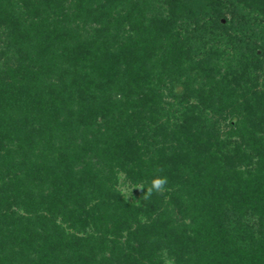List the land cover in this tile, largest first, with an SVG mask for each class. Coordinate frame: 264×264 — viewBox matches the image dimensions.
<instances>
[{
	"label": "trees",
	"instance_id": "1",
	"mask_svg": "<svg viewBox=\"0 0 264 264\" xmlns=\"http://www.w3.org/2000/svg\"><path fill=\"white\" fill-rule=\"evenodd\" d=\"M62 1L43 0L48 6ZM128 2L129 14L136 11L143 15L150 9L145 0H82L79 9L85 20L104 26L111 11ZM236 2L233 11L239 13L243 30L239 48L246 45L249 59H245L238 76H232L235 88H240L239 99L246 113L243 117L234 113L230 125L240 131L247 121L251 133L260 136L255 135L249 145L255 156L242 144L225 154V145L217 134L197 128L208 108L226 105L229 92L237 89L228 91L221 77L209 87L193 90L185 74L197 64L210 65L221 57V50L213 45L205 51L206 59L194 64L191 49L175 33L178 22L199 25L209 16L210 21L201 25L203 35L212 42L228 35L229 27L222 23L221 0H164L166 15L140 19L132 27L135 35L116 47L114 40L110 44L108 41L109 45L95 46L98 38L107 40V27L94 28L93 40L55 43L58 36L32 26L36 36L42 37L37 44L38 55H43L47 63L44 75L48 83L37 88L28 67L23 68L22 76L17 72L19 79L0 80V264H264V90L240 85L250 70L262 64L264 51L260 56L257 45L244 39L248 17L239 7L241 3L249 9L248 14L264 15V0ZM23 3L33 8L36 16L40 14L37 3ZM2 25L21 40L27 37L13 10H0ZM228 38L232 40L231 35ZM157 39L168 43L161 47L159 59L152 48ZM83 62L94 63L95 79L79 72L77 65ZM189 62L190 67L182 69ZM216 66L208 67L210 79L219 72ZM162 89L181 105L182 121L172 132L158 125L154 135L164 142L178 141L177 148L159 147L152 137L142 134L144 129L120 133L105 113L109 106H100L104 102L113 105L107 95L118 91L123 101L129 100L134 109H142L147 103L157 104ZM59 111L68 113L84 141L76 145L74 153L66 156L67 150L58 148L61 153L58 150L57 157L49 158L47 163H34L28 150L40 132L53 130L48 128L47 119L51 115L49 122L56 124ZM98 115L103 125L96 121ZM27 116L37 119L30 123ZM153 124L157 125L155 121ZM11 125V132L24 129L23 141L28 143L26 149L18 146L22 159L11 164L16 167L12 170L4 163L5 155H1ZM102 127L107 137L98 130L96 133L105 136L104 142L94 132ZM89 134L97 146L103 143L102 157L93 155ZM149 150L155 155L147 156ZM28 158L31 163L26 161ZM24 167L30 171L21 178L18 169ZM3 171L10 174L7 179ZM118 171L125 173L134 186H147L156 175L167 177L166 191L145 200L140 190L129 202L111 181ZM31 179L40 184L49 179L52 183L47 207L46 196L42 190H34ZM57 214L62 218L60 223L56 222Z\"/></svg>",
	"mask_w": 264,
	"mask_h": 264
},
{
	"label": "rangeland",
	"instance_id": "2",
	"mask_svg": "<svg viewBox=\"0 0 264 264\" xmlns=\"http://www.w3.org/2000/svg\"><path fill=\"white\" fill-rule=\"evenodd\" d=\"M23 1L24 0H0V10H13L14 14L20 17L22 32L27 33L25 40H21L12 35L6 25L0 26V80H2L1 78L19 79L22 76L21 71L23 68L28 67L30 69L29 73L32 77L30 78L32 79L31 82L36 81L37 88H43L48 83L49 79L44 75V71L48 66L47 63L43 61L44 56L42 55V57L38 55L37 44L42 42V37L36 36L35 30L33 31L32 26L39 27L43 30H48V32L51 34L58 36L56 39L50 37V39L53 38L55 40V43H58L61 40H65L66 42H74L77 40L85 42L84 40H93L96 39V36L93 34L94 28L99 29L102 27H107L106 29H108V31H106L107 36L105 37L107 39L105 40L106 42L103 40V38H98L96 42L97 45L95 46L100 47L102 43L109 45L112 40H114L113 46L116 47L125 45L129 35H135V31H133L134 28L132 27L135 26V24H139L140 19L146 21L151 17L166 15V4L164 3V0H145V2L148 3L150 9L146 10L143 15L136 14V11L129 14L128 8L131 6L129 1L126 5L123 4L120 7L113 9L110 14L111 16L109 22L103 26L102 24L97 25L90 23L84 19L79 9V2L82 0H64L58 5L50 6L46 5L43 0H29L39 5L40 14L37 16L34 14L32 10L33 8H27ZM221 1L224 5L222 23L229 27L228 35H231L232 40L228 38V35H224L220 37L219 40L212 42L209 36L203 35L204 31L201 25L206 21H210L209 16L207 18H202L199 25L191 21H180L177 23L175 33L178 34L179 39H183L182 43L187 48L191 49L190 55L194 60L192 62L194 64L203 61L204 58L206 59L205 51L209 50L213 45L219 46V50H221V57L219 59L213 61V63L207 66L205 64H197L190 72L185 74L188 81L191 83L193 90H198L203 86L209 87L210 84L214 82V80L217 81L221 77L224 78V81H226L228 84V91H230V89H237L235 93L232 91L229 92L230 97L229 100H227L226 105L222 107L220 106L219 109L215 105L208 108L206 112L201 115L202 118L200 123L197 125V128L203 130L207 128V134L210 135L213 134V132L217 134L219 141L223 142L225 145V148H223L225 154H231L236 146L242 144L243 147L248 146L246 151L253 155V150L249 145L256 134L251 133L248 127V122H245V128L243 127L240 131L239 129L234 130L230 125L233 120L231 118L234 113L238 115L240 114L241 117H243L246 113L242 109L243 105L241 103V98L239 99L240 88H235L234 86V77L238 76L241 67L246 62L245 59L247 60L249 57L246 56L247 54L245 51V44L242 45V48H239L240 45L238 38L240 39V37L243 35V30H240L239 24L241 22L239 13H235L233 11V6L237 4V2L236 0ZM84 2L85 1L82 3ZM240 6L242 8L243 14H247L248 17L246 20V26L248 25V28L245 30V35L250 39H244L253 41L258 47L256 53L261 56V53L264 51V15L259 13L248 14L247 12L249 9L243 7V4L241 3L239 4V7ZM186 35H188V37ZM165 44L167 45L168 43L163 39H157L153 42L152 48L155 49L154 55H156V59L160 58L161 47H163ZM204 44L205 47L203 48ZM261 46L263 48H261ZM172 57L173 55L171 58ZM156 59L153 62L155 64ZM182 59L184 58L182 57L181 60ZM96 60L95 62H100L99 60ZM93 64L94 63L83 62L82 64H78L77 68L79 69V72H83L88 75L90 74V78L95 79L96 69L93 67ZM214 65H217L216 68L219 72L213 73L211 78H214L210 79V77L207 76L209 71L208 67L213 68ZM189 67L190 62L184 64L182 69L187 70ZM41 69L43 73L40 72ZM17 72H19L21 76L17 74ZM233 75L234 77H232ZM243 84H248L247 87L250 88V90H264V61L257 70H250V72H248V75L242 80V82H240V85ZM253 85H255V87ZM165 86L166 85L164 84L163 88ZM159 95L160 97L157 96V104L155 103V105H153L151 103H147L142 105V109H134L133 104L129 100L123 101L118 91H112L110 92V95H107V97L113 105H108V103L104 102V105L100 106H103L104 108L109 106L107 112L105 113L110 118V120H112L113 124L119 128L120 133H138L140 132V129H144L145 132H142V134L146 135L147 137H152L151 141L157 142L159 147L165 145L166 147L171 146L177 148L179 146L178 141L173 142L169 140L168 142H164L161 136H156L154 133L159 131L158 125H164L168 132H172L171 130H176L177 126L182 121V117L180 115L182 110L181 105H178L168 96L166 89H162V92L159 93ZM191 101L193 100L191 99ZM58 114L60 115L56 124L49 122L52 120V116H48L47 120L49 121L47 126L48 128L52 127L53 130L49 133L47 131L40 132L36 137V142L32 143V146L30 147L31 150H28V152L31 153V158L34 163H47L49 158L57 157L58 150L61 153V149L58 148H62V150L65 148L67 150L65 154L66 156L69 152L74 153L76 151V145L81 144L84 141V136L77 134V127L69 120L68 113L66 111H59ZM22 118L23 117H21V119ZM27 119L30 123H32V121L37 118L27 116ZM96 121L99 125H103L102 117L100 115L96 116ZM153 121H155L157 125L153 124ZM143 122L146 124L145 127L143 126ZM12 127V125L9 127L10 132ZM21 129L22 130L19 128L15 131H12L11 134L9 132V138H7L6 144L4 145V148L1 152V155H5L4 163L7 164L8 168H11V170L16 168L11 167V164L15 165L20 161V159H22L21 153L18 152L21 151L18 149V146H21L22 149H26L28 147V143L23 141L25 134L24 129L22 127ZM97 130L99 133L105 134L107 137L105 128H96L94 131L96 137L101 138L104 142L105 136H97ZM256 137L260 136L256 135ZM87 138L88 141L93 143V155L102 157L103 143H101L100 146H97L95 144L96 139H94L91 134H89ZM7 151H9V153L11 151L10 155L6 154ZM150 155H155L153 150L148 151L147 156ZM90 156L93 157L92 154H90ZM84 160H87V158ZM26 161L30 162L29 158L26 159ZM30 163L27 165L29 166ZM28 169L29 168L24 167L23 169H18L19 171L17 170L21 178L25 177ZM6 174V171L2 172V175H4L5 179H7L10 175L8 174L7 176ZM30 177H32V175ZM31 181L33 183L32 185L34 186V190L36 189V191H43L44 197L46 196L44 205L47 207L50 202L49 195L53 193L51 192L52 183L49 179L45 180L44 184H40L35 179H31ZM111 181L116 183L114 186L115 189L125 200L129 202H132L134 198L140 194V190L134 189L135 186L128 178H126V175L123 172L118 171ZM28 182H30V180ZM55 209H53V212ZM61 219V216L57 214L56 222L60 223Z\"/></svg>",
	"mask_w": 264,
	"mask_h": 264
},
{
	"label": "clouds",
	"instance_id": "3",
	"mask_svg": "<svg viewBox=\"0 0 264 264\" xmlns=\"http://www.w3.org/2000/svg\"><path fill=\"white\" fill-rule=\"evenodd\" d=\"M163 169H157V172H162ZM167 177L156 175L154 178L145 186L143 183L136 185L134 189L141 190L143 192L142 198L147 200L151 196L156 194H162L166 191Z\"/></svg>",
	"mask_w": 264,
	"mask_h": 264
}]
</instances>
